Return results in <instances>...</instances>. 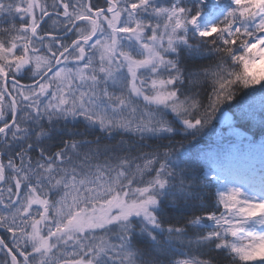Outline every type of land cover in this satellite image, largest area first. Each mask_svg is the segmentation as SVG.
I'll return each instance as SVG.
<instances>
[{"label":"snow or ice","instance_id":"snow-or-ice-1","mask_svg":"<svg viewBox=\"0 0 264 264\" xmlns=\"http://www.w3.org/2000/svg\"><path fill=\"white\" fill-rule=\"evenodd\" d=\"M0 264H264V0H0Z\"/></svg>","mask_w":264,"mask_h":264}]
</instances>
